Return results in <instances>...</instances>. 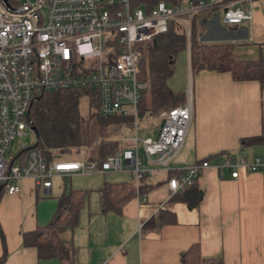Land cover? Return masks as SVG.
<instances>
[{
  "label": "crops",
  "instance_id": "obj_1",
  "mask_svg": "<svg viewBox=\"0 0 264 264\" xmlns=\"http://www.w3.org/2000/svg\"><path fill=\"white\" fill-rule=\"evenodd\" d=\"M226 2L251 8L252 19L232 29L222 21L223 9L217 8L198 17V29L202 27L208 33L206 42L233 43L237 58L256 59L264 43V0ZM224 28L231 34L226 35ZM188 64L190 69V61ZM186 90L179 91L186 92V101L191 95L194 104L186 142L165 165L144 158L141 167L147 172L140 186L129 167L120 172L124 176L114 177L117 179L102 176V181L75 187V175L118 172L58 174L54 178L64 179L60 191L54 186V178L52 190L46 193L31 177L19 181V193L4 190L0 196V256L5 248L8 255L2 264H62L57 256L41 257L36 246H25L23 233L48 224L60 199L72 190L85 192L78 223L67 231L68 235L65 233L77 247L78 264H183V253L195 244L205 264L264 263V168L247 171L240 167L238 178L221 179L211 166L190 186L177 192L169 186L172 177H179L185 167L199 160L214 162L224 155L264 159V141L247 146L243 142L244 138L264 135V89L257 81H235L230 72L201 70ZM148 112L152 113L140 111V115ZM125 130L119 132L120 142H130L122 140L130 138L124 135ZM158 131L146 137L155 138ZM89 155L82 152L79 159L57 160L92 162ZM111 186L129 187L132 196L124 201L126 189H117L119 196L107 195L108 205L103 206L102 192ZM95 192L97 204L89 205V212L83 216L85 203L89 204Z\"/></svg>",
  "mask_w": 264,
  "mask_h": 264
},
{
  "label": "built area",
  "instance_id": "obj_2",
  "mask_svg": "<svg viewBox=\"0 0 264 264\" xmlns=\"http://www.w3.org/2000/svg\"><path fill=\"white\" fill-rule=\"evenodd\" d=\"M8 13L20 19L8 21L0 9V189L19 193V181L31 177L46 193L58 174L99 171L122 172L129 167L140 186L147 171L141 164L165 165L183 148L194 118L191 95L183 105L160 111L158 135L138 133L140 103L147 84L139 71L147 44L181 23L190 40L192 19L205 11L222 8V21L235 26L252 19V9L229 5L226 0H188V5L157 2L137 7L132 0H9ZM71 89L97 97L104 117L133 120L135 134L123 137L131 146L109 155L101 164L92 161H49L33 146L18 141L36 136L27 116L43 91ZM16 142L18 143L15 148ZM221 179L240 176L239 168L259 171L264 159L224 155L214 162L203 159L185 167L169 180L177 192L192 185L209 167Z\"/></svg>",
  "mask_w": 264,
  "mask_h": 264
},
{
  "label": "trees",
  "instance_id": "obj_3",
  "mask_svg": "<svg viewBox=\"0 0 264 264\" xmlns=\"http://www.w3.org/2000/svg\"><path fill=\"white\" fill-rule=\"evenodd\" d=\"M159 1L171 5L183 2V0H132L134 6L146 9L152 8ZM215 10L217 8L209 11ZM201 14L192 19L190 40L181 23L171 22L167 33L159 35L155 42L145 47L139 80L145 82L149 88L144 91L140 103L142 113L150 111L157 115L163 109L185 104L186 92L176 91L168 84V79L175 72L177 57L184 50H189L190 53L192 77L201 70L230 72L235 81H257L264 89V43L259 46V56L256 59H239L235 56L233 43H213L198 39L197 21ZM237 26L239 25L228 27L236 29ZM84 94L86 92L71 89L49 90L39 93L34 100L27 116L36 131L37 142L33 147L38 149L47 160L54 161L74 154H82L86 146H93L97 148V153L95 156L90 154L89 160L101 164L109 155L132 145L131 142L119 141V132L124 128H133L132 118L102 116L99 113L96 96L91 98H94L98 112L95 126L98 136H93L90 119L83 118L78 110L79 99ZM263 141L264 135L243 139L246 146ZM117 189H126L124 201L132 196L133 192L129 187L111 186L106 192H102L103 206L108 205L107 195L113 198L119 196L120 192ZM3 191L4 188L0 189V196ZM84 193L72 190L62 197L48 224L38 225L36 229L23 233V244L36 246L41 257L57 256L62 264H78L77 247L72 240L64 238L63 233L78 223L79 212L84 203ZM7 255L5 248L0 256V264L5 262ZM183 264H205L197 244L183 253Z\"/></svg>",
  "mask_w": 264,
  "mask_h": 264
},
{
  "label": "rangeland",
  "instance_id": "obj_4",
  "mask_svg": "<svg viewBox=\"0 0 264 264\" xmlns=\"http://www.w3.org/2000/svg\"><path fill=\"white\" fill-rule=\"evenodd\" d=\"M184 5H188V0H183L182 2ZM218 13H221V11ZM225 29V28H224ZM225 33H227L226 35H230L231 32L228 31L227 29H225ZM208 33L202 28L200 27L198 29V36L200 41H207L208 38ZM176 69L174 74L168 79V83L170 86L174 87L175 89L179 90H186L188 89V87H191V83H192V74L190 72L189 69V59H188V50H184L182 51L176 60ZM186 92H188V90H186ZM78 110L81 114V116L84 118L88 117L91 121V124L93 125V136L96 135L98 136V131L95 130V126H96V116H97V107L94 103V98L92 99L89 95L84 94L80 97L79 99V106H78ZM160 124V120L158 118V116L155 113H146V114H142L139 116L138 118V128H139V135L141 137H146L147 135H155L158 131V127ZM135 134V129L132 128V130H125L124 131V135L128 136V137H132ZM18 141H24L26 142L27 146H34L37 142V138L36 136H32L31 134H29L28 136H26V138H22L21 140L18 139ZM18 142V143H19ZM18 143L16 142L15 148H17ZM97 151L96 147H91V146H86L83 150V153L87 152V154H91ZM82 154H74L71 156H68L67 159H79ZM66 159V158H65ZM110 175V176H108ZM102 176H108V177H113V179H117L114 177L117 176H124L122 173L118 172V173H110V174H106V175H75L73 177L72 180V187H75L77 185H85L86 183H91L92 181H100ZM102 181V180H101ZM115 181H120V180H115ZM69 182V179H67V183ZM54 186L56 188L57 191H60L64 188V179L62 178H54ZM98 198V194L95 192L89 201L85 203L84 206V210L82 211V215L86 216V213L89 212L88 207L89 205L91 206L92 204H95ZM97 204V203H96ZM89 215V214H87ZM65 233L68 232L66 231ZM63 233V237L66 238V234Z\"/></svg>",
  "mask_w": 264,
  "mask_h": 264
},
{
  "label": "water",
  "instance_id": "obj_5",
  "mask_svg": "<svg viewBox=\"0 0 264 264\" xmlns=\"http://www.w3.org/2000/svg\"><path fill=\"white\" fill-rule=\"evenodd\" d=\"M41 2H45V0H41ZM11 5L9 3V0H0V9L2 10V13L4 15V17L6 18V20L8 21H15L18 20L20 18L18 17H14L13 15L9 14L7 9L10 8Z\"/></svg>",
  "mask_w": 264,
  "mask_h": 264
}]
</instances>
